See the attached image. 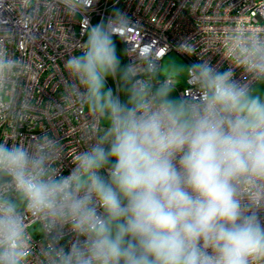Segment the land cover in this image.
Masks as SVG:
<instances>
[{
    "label": "clouds",
    "instance_id": "9594fccd",
    "mask_svg": "<svg viewBox=\"0 0 264 264\" xmlns=\"http://www.w3.org/2000/svg\"><path fill=\"white\" fill-rule=\"evenodd\" d=\"M95 2L57 0L82 22ZM135 27L113 8L64 61L66 96L88 113L69 174L48 131L0 139V264H29L33 221L40 264H264V28L233 50L241 79L202 57L184 66L193 98L155 81L151 45L122 64L116 38ZM176 48L198 55L189 39ZM20 66L0 44V83Z\"/></svg>",
    "mask_w": 264,
    "mask_h": 264
},
{
    "label": "built area",
    "instance_id": "2783aa9c",
    "mask_svg": "<svg viewBox=\"0 0 264 264\" xmlns=\"http://www.w3.org/2000/svg\"><path fill=\"white\" fill-rule=\"evenodd\" d=\"M113 8L124 11L137 26L124 40L116 38L123 51L122 64L136 60L137 52L149 55L144 45H151L150 54L159 68L167 53L175 52L187 64L199 62L202 57L220 71L233 67L236 78L241 79L246 74L233 50H238L242 40L255 36L254 29L264 28V0H188V6H184V0H96L83 22L65 14L57 0H0V18L8 20L0 31V44L21 61L7 82L0 83V139L7 138L16 125H23L20 132L27 139L48 131L64 146V175L70 173L76 151L82 150L80 136L88 113L66 96L68 76L63 64L71 54H80L75 46L86 40L87 23L106 19ZM185 39L196 45L198 55L177 51V44ZM158 73L155 81L167 80L177 88L179 96L195 98L194 90L188 86L191 81L177 86L172 77ZM107 87L116 92V81L108 79ZM261 219L264 221V212ZM32 223L35 229L29 264H40L43 237L39 224ZM74 238L71 233L65 235L61 244L66 250Z\"/></svg>",
    "mask_w": 264,
    "mask_h": 264
},
{
    "label": "rangeland",
    "instance_id": "374dc122",
    "mask_svg": "<svg viewBox=\"0 0 264 264\" xmlns=\"http://www.w3.org/2000/svg\"><path fill=\"white\" fill-rule=\"evenodd\" d=\"M116 47L118 55L122 60L123 51L117 44ZM186 65L187 62L180 55L176 54L175 52H170L167 53V55L163 58L161 66L158 70V74L164 77H172L176 81L177 86L184 85L185 72L182 69ZM259 90L261 93H264V85H260ZM175 95L179 96L178 90H176Z\"/></svg>",
    "mask_w": 264,
    "mask_h": 264
},
{
    "label": "trees",
    "instance_id": "16d2710c",
    "mask_svg": "<svg viewBox=\"0 0 264 264\" xmlns=\"http://www.w3.org/2000/svg\"><path fill=\"white\" fill-rule=\"evenodd\" d=\"M118 45V44H117ZM119 46V45H118ZM122 61V60H121ZM121 99L123 100V99H125V96H124V94L123 93H121Z\"/></svg>",
    "mask_w": 264,
    "mask_h": 264
}]
</instances>
